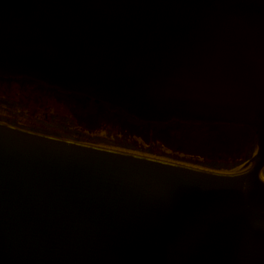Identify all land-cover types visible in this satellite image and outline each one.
I'll list each match as a JSON object with an SVG mask.
<instances>
[{"label": "water", "instance_id": "1", "mask_svg": "<svg viewBox=\"0 0 264 264\" xmlns=\"http://www.w3.org/2000/svg\"><path fill=\"white\" fill-rule=\"evenodd\" d=\"M18 80L32 108L1 107L254 149L222 171L0 116V264H264V0H0V95L27 103Z\"/></svg>", "mask_w": 264, "mask_h": 264}, {"label": "rangeland", "instance_id": "2", "mask_svg": "<svg viewBox=\"0 0 264 264\" xmlns=\"http://www.w3.org/2000/svg\"><path fill=\"white\" fill-rule=\"evenodd\" d=\"M19 83V82H18ZM19 90L18 92L20 94H23V90H25L26 95H24L23 98L28 99V89L24 88V84L19 83ZM38 95V93H37ZM0 104L4 105V106H8V107H13L19 110H28L29 108H32L33 106V100L32 99H28L27 103H23L17 100H13L11 98H6L0 95ZM35 109L40 110L39 112L34 111V115L33 114H29V113H24V112H20V111H15V110H11L8 108H4L0 106V116L2 117H6L9 119H13L22 123H28V124H32V125H36V126H41V127H45V128H49L58 132H62L65 134H69L72 136H76L79 138H83V139H87V140H91L93 142L105 145V146H110V147H117V148H122V149H126V150H130V151H135L138 153H142V154H147V155H152V156H157V157H164V158H168L170 160H175V161H180V162H184V163H188L191 165H196V166H200V167H204V168H209V169H224V170H228L230 168H233L235 166H237L238 164H240L241 162H243L246 158H248L251 154V152L254 149V144L253 142H251L247 149L245 151L241 153L239 152H235L234 155H232V152L229 154H224L220 148V150L218 151L215 147L217 146H213V151H212V157H211V161H209L210 164H207L205 162L200 163V162H194L192 160H188V159H183V158H178V157H173V156H168V155H163V154H158V153H154L151 152L145 148H142L140 146H133L130 144H127L125 142H123L122 140L119 139H110L109 137L91 132V131H86L84 129H81L85 126L84 122H78L79 127H76V123L74 122V119L71 118H67V117H63L62 115H58L52 112V110L47 111L45 110V113H41L42 109L35 106ZM63 118V119H62ZM67 119V120H64ZM109 123L106 124V126L104 127V131H106V134L111 135L114 133H116V127H112V129H109ZM171 130L170 128H168V144L170 143V138H171ZM151 129L148 130L147 132V137H148V142H154V145L152 146L153 148H161V149H166L164 147H161V141H158L154 138H152L151 136ZM213 143H216V139L212 140ZM156 146V147H155ZM211 164L218 166V167H213L211 166Z\"/></svg>", "mask_w": 264, "mask_h": 264}, {"label": "flooded vegetation", "instance_id": "3", "mask_svg": "<svg viewBox=\"0 0 264 264\" xmlns=\"http://www.w3.org/2000/svg\"><path fill=\"white\" fill-rule=\"evenodd\" d=\"M249 134H250V136L248 137V139L242 144V145H244L243 151H245L247 149L248 145L251 142H253V144H254V131H253V129H250ZM236 151L239 152V153H241L240 150H236ZM231 152L232 151H229V153H231Z\"/></svg>", "mask_w": 264, "mask_h": 264}, {"label": "trees", "instance_id": "4", "mask_svg": "<svg viewBox=\"0 0 264 264\" xmlns=\"http://www.w3.org/2000/svg\"><path fill=\"white\" fill-rule=\"evenodd\" d=\"M23 80H25V78H23ZM18 82L19 83H22L20 80H18ZM23 84V83H22ZM221 150H222V152L224 153V146H221ZM228 154H229V152H228ZM211 166H213V167H218V166H215V165H213V164H211Z\"/></svg>", "mask_w": 264, "mask_h": 264}, {"label": "bare ground", "instance_id": "5", "mask_svg": "<svg viewBox=\"0 0 264 264\" xmlns=\"http://www.w3.org/2000/svg\"><path fill=\"white\" fill-rule=\"evenodd\" d=\"M135 152V151H134ZM138 153V152H137ZM160 157V156H159ZM160 158H164V157H160ZM164 159H167V160H170V159H168V158H164ZM173 161H175V160H173ZM178 162H180V161H178ZM182 163H184V162H182ZM185 164H188V163H185ZM189 165H191V164H189ZM193 166H196V165H193ZM198 167H200V166H198ZM222 171L224 170V169H221Z\"/></svg>", "mask_w": 264, "mask_h": 264}, {"label": "built area", "instance_id": "6", "mask_svg": "<svg viewBox=\"0 0 264 264\" xmlns=\"http://www.w3.org/2000/svg\"><path fill=\"white\" fill-rule=\"evenodd\" d=\"M114 134H118V133L116 132V133H114ZM111 135H112V134H111ZM111 135H110V136H111ZM110 139L114 140L113 138H110ZM116 139H117V138H116ZM148 144L153 146V145H154V142H150V143L148 142ZM155 147H156V146H155ZM142 148H143V147H142Z\"/></svg>", "mask_w": 264, "mask_h": 264}]
</instances>
